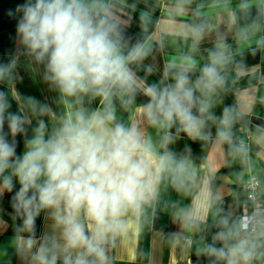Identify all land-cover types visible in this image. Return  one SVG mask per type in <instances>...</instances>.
<instances>
[{
    "label": "clouds",
    "instance_id": "1",
    "mask_svg": "<svg viewBox=\"0 0 264 264\" xmlns=\"http://www.w3.org/2000/svg\"><path fill=\"white\" fill-rule=\"evenodd\" d=\"M252 6V0H244L238 8L247 14ZM260 7L264 10V4ZM7 15L16 20L24 53L43 66V80L59 93L65 110L57 114L10 86L7 93L0 91V197L11 194L13 219L23 221L18 231L29 233L24 249L32 264H107V246L126 231L128 216L139 217L153 206L162 181L186 194L192 187L195 170L169 148L173 128L196 138L210 135L204 131L208 121H219L217 136L232 143L231 109L224 108L222 117L212 111L226 84L228 46L218 41L195 78L196 61L187 58L166 70L171 82L143 86L131 66L152 49L147 41L126 43L107 0H25ZM204 33L203 26L191 28L194 49ZM15 67V60L0 64V82L22 80L10 74ZM141 90L148 100L138 105L140 120H118L115 101L128 110ZM9 97L18 100L15 113L9 111ZM85 97H99L100 107L85 108ZM145 124L157 130L158 140ZM237 151L246 152V146L241 143ZM211 198L205 190L179 215L184 221L197 219ZM42 212L55 231L37 241L35 221ZM223 223H229L227 217ZM260 237L264 214L254 211L214 236L223 246L208 244L206 251L225 264H252Z\"/></svg>",
    "mask_w": 264,
    "mask_h": 264
},
{
    "label": "crops",
    "instance_id": "2",
    "mask_svg": "<svg viewBox=\"0 0 264 264\" xmlns=\"http://www.w3.org/2000/svg\"><path fill=\"white\" fill-rule=\"evenodd\" d=\"M25 0H0V64L16 61L10 70L13 76L22 77L0 82V91L21 97L31 96L41 103L50 105L60 114L64 105L59 93L43 80V66L37 65L24 53L16 33V20L7 15L8 9ZM115 19L123 29L126 43L131 46L138 41H147L152 51L143 61L131 67L137 73L143 86L153 82H171L165 72L173 71L174 64L187 58L196 61L199 67L208 62V53L218 41L228 46L231 62L225 71L224 88L232 90L239 111V126L235 129L231 120L232 143L217 136L219 121H208L204 130L210 135L190 137L183 132H172L174 143L169 148L178 156L187 159L195 170V180L186 194L178 192L170 182L162 181L157 199L144 214L128 216L127 229L118 234L107 246V264H225L208 255L206 245L220 231H226L241 216L246 202L245 183L251 175L262 182L264 196V0H252V7L245 14L238 8L244 0H107ZM203 26L205 33L194 49L191 28ZM148 97L139 92L128 110L115 101L118 120L136 123L140 120L138 105L146 103ZM9 111L19 110L16 98L9 97ZM212 111L222 117L225 103L221 91L214 97ZM84 107L93 110L100 107V98H84ZM50 123L49 117H43ZM36 124L33 118L29 126ZM147 134L159 139L156 129L144 125ZM7 132V124H5ZM10 138V137H9ZM17 153L23 151V137L18 136ZM246 146V152L237 151L239 145ZM163 151V149H161ZM19 184L16 185L17 190ZM211 193L210 203L199 217L184 221L179 213L198 202L204 191ZM11 194L0 197V264H32L24 245L29 235L18 231L22 226L20 217L9 205ZM229 223H223L225 218ZM55 226L47 212H42L35 221V238L53 233ZM252 264H264V240ZM35 249H33L34 251Z\"/></svg>",
    "mask_w": 264,
    "mask_h": 264
},
{
    "label": "built area",
    "instance_id": "3",
    "mask_svg": "<svg viewBox=\"0 0 264 264\" xmlns=\"http://www.w3.org/2000/svg\"><path fill=\"white\" fill-rule=\"evenodd\" d=\"M261 186L262 182L257 176L251 175L247 179L245 183L246 202L241 216L250 215L254 211L264 214V196L261 195ZM259 239L263 241L264 237H260Z\"/></svg>",
    "mask_w": 264,
    "mask_h": 264
},
{
    "label": "trees",
    "instance_id": "4",
    "mask_svg": "<svg viewBox=\"0 0 264 264\" xmlns=\"http://www.w3.org/2000/svg\"><path fill=\"white\" fill-rule=\"evenodd\" d=\"M223 101L225 103V107L231 109V120L233 121V124L235 126V129H238L239 126V111L236 104L235 95L233 94L232 90H228L226 88H223L221 90ZM11 206V203H9Z\"/></svg>",
    "mask_w": 264,
    "mask_h": 264
}]
</instances>
